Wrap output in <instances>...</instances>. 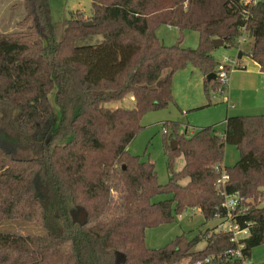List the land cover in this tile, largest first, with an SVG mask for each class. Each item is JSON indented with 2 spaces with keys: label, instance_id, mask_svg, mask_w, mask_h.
I'll return each instance as SVG.
<instances>
[{
  "label": "trees",
  "instance_id": "trees-1",
  "mask_svg": "<svg viewBox=\"0 0 264 264\" xmlns=\"http://www.w3.org/2000/svg\"><path fill=\"white\" fill-rule=\"evenodd\" d=\"M23 1V30H0V223L45 231L0 232V264H250L264 245V206L248 202L263 193L264 114L228 116L222 133L209 126L188 136L173 124L170 140L166 123L172 173L165 185L155 164L128 146L145 114L173 101L176 71L192 64L206 76V91L224 87L207 78L219 65L215 38L264 71V0H91L89 17L77 10L63 22L53 20L50 0ZM162 24L198 31V47L167 46L156 34ZM244 35L249 51L240 47ZM127 98L131 104L112 105ZM228 144L240 151L233 167L224 166L226 192L242 197L235 218L250 233L240 242L244 259L227 254L238 244L217 227L149 248L147 229L174 213L197 208L206 221L227 215L216 166ZM179 155L185 165L175 172ZM159 194L171 196L153 201Z\"/></svg>",
  "mask_w": 264,
  "mask_h": 264
},
{
  "label": "rangeland",
  "instance_id": "rangeland-1",
  "mask_svg": "<svg viewBox=\"0 0 264 264\" xmlns=\"http://www.w3.org/2000/svg\"><path fill=\"white\" fill-rule=\"evenodd\" d=\"M52 18L56 22L67 21L72 13L83 11L85 17L92 13L91 0H50ZM26 14L23 0H0V30L10 33L23 30L19 22ZM156 34L167 46H180L185 48H197L200 42V34L195 30L181 32L179 28L162 24L156 28ZM245 40L241 47L249 51L252 39L244 35ZM216 59L220 62L225 58L237 59L238 49L235 47H221L216 49ZM241 60L247 66L241 65L231 69L229 84L225 90L209 87L205 90L203 72L188 64L184 69L175 72L173 76V101L165 108L148 111L143 117L144 128L132 140L128 150L133 155L141 156L143 161L155 164L158 173V181L165 185L169 182L171 170L169 167L166 139L164 129L168 126V140L175 133L173 124H179L178 133L192 135L203 127L214 126L220 133L225 131V120L233 115H261L264 114V71L251 59L246 52ZM53 97V96H52ZM132 99L112 105H129ZM240 159V151L235 145L228 144L225 150L224 165L233 167ZM185 165L183 155L176 156L173 161V170L179 172ZM188 179L181 180L186 184ZM263 193L258 200L249 199L252 205L264 206ZM171 195L159 194L153 201L164 200ZM248 206L245 205L244 208ZM175 219L170 223H164L157 227L148 228L146 231V243L149 248L159 249L170 244L178 236L185 235L192 240L199 231L207 228L220 227L221 219L206 221L203 213L197 208H189L180 213H174ZM45 230L33 223L19 220H6L0 223V232L28 234ZM245 236L241 234L240 237ZM206 245L205 241L198 244V249ZM250 264H264V245L252 250ZM182 264H187L184 260Z\"/></svg>",
  "mask_w": 264,
  "mask_h": 264
},
{
  "label": "built area",
  "instance_id": "built-area-1",
  "mask_svg": "<svg viewBox=\"0 0 264 264\" xmlns=\"http://www.w3.org/2000/svg\"><path fill=\"white\" fill-rule=\"evenodd\" d=\"M262 0H245V4H252L256 5ZM245 40L243 38L240 41V47L242 43ZM241 65H244L245 67L247 66V63L245 64L243 60L238 56L237 59H229L225 58L223 61L219 62V65L217 67V78L221 81V83L224 85L222 87V90H225L226 87L229 84V73L231 69L234 67H240ZM164 132H167V129H164ZM216 171L220 174L219 178L216 182V188L217 190L224 195L225 201H224V206L227 209V215L224 217H217L222 220L220 227L218 230H223L225 232H230L232 233V241L236 242L238 244V248H233L227 251V254L231 256L232 258H237V259H244V253L243 249L245 248L244 243H240L243 238H246L249 236V229L248 228H241L239 223L237 222L235 218V214L239 213L242 211L241 209V201L242 197L240 196L239 193H234V194H228L225 190V186L230 180V174L227 172L225 169L224 164L217 165L216 166ZM245 209V208H244ZM241 234H244L245 236L240 237ZM249 261H246L248 263Z\"/></svg>",
  "mask_w": 264,
  "mask_h": 264
},
{
  "label": "water",
  "instance_id": "water-1",
  "mask_svg": "<svg viewBox=\"0 0 264 264\" xmlns=\"http://www.w3.org/2000/svg\"><path fill=\"white\" fill-rule=\"evenodd\" d=\"M93 22L92 21H88L86 23V25H92ZM213 44H214V47L217 49V48H220V47H224L225 46V41L221 38H215L213 40ZM179 44H177L178 46ZM208 80H215L217 78V74L215 72H212L210 73L208 76H207ZM177 142L175 140L172 141L171 145H172V148L175 149L176 146H177Z\"/></svg>",
  "mask_w": 264,
  "mask_h": 264
},
{
  "label": "crops",
  "instance_id": "crops-1",
  "mask_svg": "<svg viewBox=\"0 0 264 264\" xmlns=\"http://www.w3.org/2000/svg\"><path fill=\"white\" fill-rule=\"evenodd\" d=\"M170 26V25H169ZM178 28V27H177ZM225 47V46H224ZM221 48V47H220ZM214 55H216V50L214 51ZM216 57V56H215ZM255 64L257 65V66H259L256 62H255ZM260 67V66H259Z\"/></svg>",
  "mask_w": 264,
  "mask_h": 264
}]
</instances>
